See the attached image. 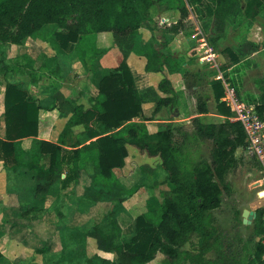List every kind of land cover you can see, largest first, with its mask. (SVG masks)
<instances>
[{"label": "trees", "instance_id": "obj_1", "mask_svg": "<svg viewBox=\"0 0 264 264\" xmlns=\"http://www.w3.org/2000/svg\"><path fill=\"white\" fill-rule=\"evenodd\" d=\"M153 6L160 7V11L172 9L177 16L176 23L169 28L164 26L163 31H177L188 16L189 6L209 30L207 43L214 48L224 37L227 22L240 13L244 18H253L264 7V0H0V44H21L29 36H41L46 27L53 25L56 28L50 42L60 51H73L86 69L105 51L96 47L95 36L99 32L110 33L123 56L118 66L98 78V93L94 97L70 104L71 115L55 141L37 138L39 105L19 83L6 79L4 70L8 66L0 58L5 81L0 161L9 172H23L34 179L36 195L50 193L53 187L65 188L84 171L90 180L82 193L91 200L88 204L111 202L102 223L76 228L71 233V238L82 246L87 264H147L157 253L163 256L161 263L168 264H264V247L258 240L234 237L240 250L236 255L229 241L233 238L213 223L212 210L220 206L223 195L231 190L226 175L242 160L236 156V150L245 144L239 122L228 119L205 122L194 117L193 131L186 134L169 123L150 132L143 120H134L142 119L141 103L146 95L153 94L155 111L175 98L164 72L170 56L153 42L136 45L141 22L150 18ZM255 48L254 43L244 40L234 49L225 46L221 52L227 53L232 63H238ZM131 52L145 59L146 71L163 73L157 84L163 96H156L153 88L143 91L135 88L125 61ZM256 81L260 94L249 102L241 100L237 87L228 82L239 99L254 104L262 116L264 77ZM194 85L197 83L187 87ZM211 88L218 113L230 116L229 107L221 100V80L214 79ZM196 110L207 112L205 94L196 93ZM207 140L211 141L208 158L192 147ZM128 146L157 157L169 187L161 192L159 204L149 205V211L135 218L133 235L122 240L118 214L124 209L125 186L114 169L124 166ZM56 194L57 198L59 191ZM80 198L82 195L77 197L79 204ZM43 208L39 200L23 202L20 216L34 217ZM263 209L255 210L252 232L255 235L262 231ZM193 235L195 242L191 239ZM89 241L95 249L112 253L113 257L90 252ZM186 243L189 248L184 247Z\"/></svg>", "mask_w": 264, "mask_h": 264}, {"label": "crops", "instance_id": "obj_2", "mask_svg": "<svg viewBox=\"0 0 264 264\" xmlns=\"http://www.w3.org/2000/svg\"><path fill=\"white\" fill-rule=\"evenodd\" d=\"M263 12L264 7L253 18H244L240 13L235 20L245 19L246 21H251ZM192 16L194 17V21H198L194 13ZM186 18L187 17H185V19ZM185 19L182 20V24L177 28V31H163L164 26L169 28L177 21V16L172 9L160 11L157 19L155 17H150L148 20L141 22L140 40L136 45L137 47H141L148 41L153 42L156 48L170 56L171 59L169 66L168 68L164 66V72L175 93L173 101L167 105L161 106L157 111L154 110L155 100H153V94L145 96L141 103L142 119L134 118V120H143L150 132L158 130L163 123H172L173 125V123L176 122H185L188 124L187 120H190L192 130H190L188 134H191L193 131L191 120L194 117L205 122L215 123L220 121H208L204 119H210V117H212L223 121V119L226 118L218 113L214 97L213 95L211 96L210 91L202 93L205 94L207 112L198 113L196 110V93L200 91L199 85L187 87V83L183 80V73L186 72V66L188 64L186 59L194 54L198 55L197 62L200 64V67H198L203 71L202 67H205V64L207 63L201 61L200 58L206 54L205 51L208 48H211L202 31L198 30V35H195V33L183 34V23ZM254 23L256 26V22ZM258 28L261 29V26L258 25ZM263 39L264 33H262V35L261 33H258L256 36H248L245 39L254 43L256 47L247 58H254L255 62H257L259 55L264 54V52H262V45H259L260 41ZM43 40L42 36H29L25 38L21 44H7L10 45L9 49L15 52L12 56L16 55L17 58L27 61L33 68V73L42 72L47 75L42 76L36 82L32 81L27 84L20 74L16 75L14 78L15 82L19 83L24 89H26L29 95L33 96L36 99V103L39 105L37 138L55 141L59 133L62 131L66 120L71 115L70 104L75 101L85 100L88 97H94L98 93V78L102 76V74L118 66L123 59V56L117 45L113 44L111 35L108 32H99L96 34V47L100 50L105 49V51L98 55L97 58L89 64L88 69L82 65L81 61L73 51L63 52L62 54L59 53L60 55H66L67 58L65 79H69L70 82L69 84H66L64 90L62 89V86L56 88L53 86L52 82L48 81L49 76H51L50 79H52L53 73L59 71V68L61 69L62 63L59 62L60 60H57L59 59L57 56L58 53H56V49L50 42V39H47V41ZM187 42H189L188 45L190 46L191 52L190 54L187 52L186 58L183 59L182 55L184 54L182 49H184V45ZM212 51L214 50L212 49ZM214 53L216 54V58L223 60V55L220 52L214 51ZM125 61L133 76L134 86L137 90L143 91L147 88H153L156 96L159 97L164 95L163 92L157 89L158 81L162 78L163 73L146 71L144 69L145 59L133 52L128 54ZM216 61H218V59ZM233 66L234 65L228 66V69H231ZM32 75L34 76V74ZM260 77H264V73L263 76ZM45 78H47V81H44ZM0 88L1 116L4 110V86ZM187 88H190L191 92L189 94L185 92V89ZM68 97H70V99ZM188 97L190 98L191 106H193V104L195 105V112L190 116H182L181 110L186 106ZM65 99L69 100L66 101ZM210 100L214 101L213 107L209 105ZM67 102L69 103L67 104ZM65 104H67L68 107H66ZM0 137H4L3 115L0 119ZM127 148L128 154L133 153V147L130 148V146H128ZM20 171H22V169ZM11 174H13L16 179V187L7 186L6 178L10 177ZM34 181L35 180L29 176H25L23 172L21 174H18L17 172H9L3 167V164L0 161V264L67 263L65 261V256H67V254L65 253L66 251L69 252L67 246L70 238L63 232V230H66L65 227L70 226L63 221L59 222V220L57 221L54 218L55 207L50 208V204H46L47 202H45V198L47 196L50 197V193H39L36 195L33 184ZM79 181H81V175H79L76 182L71 181L70 184L77 186ZM26 184H29L30 187H27ZM67 189L68 186L60 190L59 196L54 198V200L58 199L60 202L64 199L66 193L69 192ZM79 195L80 192L76 191L74 197H78ZM38 200L44 207L43 211L38 212L34 217L23 218L20 216L21 203H34ZM77 205L79 207V203ZM239 220L243 225H247L242 222V216ZM80 247L83 253V248L81 245ZM89 249L90 252L96 253L101 257L112 258L110 253L95 249L94 243L90 245ZM71 252L74 253V251ZM83 257L85 258L84 253Z\"/></svg>", "mask_w": 264, "mask_h": 264}, {"label": "rangeland", "instance_id": "obj_3", "mask_svg": "<svg viewBox=\"0 0 264 264\" xmlns=\"http://www.w3.org/2000/svg\"><path fill=\"white\" fill-rule=\"evenodd\" d=\"M243 1V0H242ZM189 15L184 21L183 34H197L198 30L204 33L205 38H208L209 30L204 27L199 21H194L193 11L188 6ZM160 12V7L153 6L150 8V17L158 18ZM256 22V26L254 25ZM258 25L261 26V29L258 28ZM55 26L51 25L46 27V30L41 33V36L45 41L51 39L53 32L55 31ZM197 32V33H196ZM258 33H264V12L259 15L257 18L246 21L245 19L239 20H230L227 22L226 32L222 39L219 42L214 44L212 49L216 52H220L223 55V60L216 58L217 66H211L205 64V67H202L200 70V64L197 62L198 55L194 54L186 59L188 62L186 66V72L183 73V80L187 84H192L193 82L199 85L200 93H211V83L215 76L220 72L222 76L228 80L230 83H234L237 87V92L239 97L244 102H249L252 99L260 94V88L257 85L256 79L260 76H263L264 73V54L259 55V59L255 62L254 58L242 59L238 63H232L230 57L227 53L221 52V50L227 46L231 49L236 48L242 41H244L248 36H256ZM40 37V36H38ZM43 40V41H44ZM53 42V39L51 40ZM53 44V43H52ZM189 42L185 43L184 49L182 52L184 55L183 59L186 58V53L190 54ZM259 45H262L264 52V39L260 41ZM7 43L0 44V58L7 64L8 68L5 71V77L9 82H15V76L20 74L25 80V83L36 82L42 76H47L45 73H33V68L27 61L24 59L17 58L16 55L12 56L15 52L9 49ZM56 49L57 59L62 63L61 69L53 73L52 79L49 76L48 81L52 82L53 86L58 88L62 86V89L65 90L66 84H69V79H65V73L67 68V58L66 55H60L63 51L58 50V48L53 44ZM195 52V51H194ZM60 53V54H59ZM196 53V52H195ZM261 54V53H260ZM220 60V61H219ZM234 65L231 69H228V66ZM1 66V65H0ZM199 66V67H198ZM27 72V73H26ZM201 72V74H200ZM203 72V73H202ZM34 74V76L32 75ZM204 75V76H203ZM38 76V77H37ZM47 81V78L44 79ZM64 81V84H63ZM2 79V71L0 70V87L4 86ZM64 86V88H63ZM1 90V88H0ZM27 91V90H26ZM60 91V90H58ZM28 92V91H27ZM62 92V91H61ZM185 92L189 94L190 88L185 89ZM152 95V93H150ZM70 99V97H68ZM69 99H65L66 101ZM188 102L186 106L182 108V116H190L195 112V105L191 106L190 98H187ZM213 100H210V106L213 107ZM69 102H67L68 104ZM65 104L66 107L68 105ZM190 105V107H189ZM212 110V109H211ZM3 114V113H2ZM2 114L0 119L2 118ZM204 120H216L221 121L218 118L204 119ZM188 124L185 122H176L173 123L174 127L179 129L178 132L189 133L192 130L190 120H187ZM172 124V123H170ZM192 144L191 141L187 142ZM132 146H130L131 148ZM192 147L199 149L203 157L208 158L209 150L211 147V141H203L200 144L194 143ZM133 153H130L125 158V163L122 168H115L114 173L120 182L125 186V194L123 199V210L118 214V220L122 228L121 239L125 240L133 235L134 220L138 215H141L149 211L148 207L159 204L162 201L163 190H166L169 187V183L166 180V172L160 167L159 159L157 157L148 156L147 154L138 151L136 148H132ZM237 157L241 156L242 160L238 163L237 167L228 171L226 179L228 180L231 190L228 193H225L222 197V201L219 207L212 210L214 216V225L219 230L226 231L233 239L229 240L232 247V252L238 254L239 244L236 242L235 238L237 235L242 239H250L256 241L259 235L253 234V220L250 224L243 225L240 222L241 211L242 209L256 210L259 207L264 205V199L257 197L256 190L252 186V182L255 179L254 171V160L250 155L236 154ZM90 165L88 170H90ZM81 181L77 183V186H74L68 183V193L66 197L60 202L58 199H55L57 194L56 192L64 189L61 187H53L50 190V197L45 198L46 204H50V208L55 207V219L59 222L63 221L68 224L71 230H63L64 233L69 236L68 240V251H66L65 256L66 264H87L79 243L71 238V233L74 229H84L85 227L91 226L93 224H100L103 222L102 216L106 214L111 208V202L107 200L97 201L92 204L88 199V196H84L83 188L89 183V176L85 174L84 171L80 172ZM28 180L27 178H25ZM7 186L16 187V179L13 174L10 177L6 178ZM34 187L36 181L33 182ZM27 187H30L29 184H26ZM80 192L83 198H80V204L78 207L77 197H74L75 192ZM89 206H88V205ZM1 206V202H0ZM57 211V212H56ZM59 211V212H58ZM77 212V213H76ZM59 213V214H58ZM79 213V214H78ZM192 241H196V236H192ZM90 245L93 243L89 241ZM185 248H189V244L184 245ZM71 251H74L71 252ZM113 257V254L110 253ZM211 255V254H210ZM162 255L157 253L155 258L147 264H168L167 262L161 263ZM63 260V259H62ZM69 261V262H68Z\"/></svg>", "mask_w": 264, "mask_h": 264}, {"label": "built area", "instance_id": "obj_4", "mask_svg": "<svg viewBox=\"0 0 264 264\" xmlns=\"http://www.w3.org/2000/svg\"><path fill=\"white\" fill-rule=\"evenodd\" d=\"M212 48V47H211ZM208 48L200 58L201 61L206 62L211 66H217L216 54ZM216 79H220L223 86V95L221 100L230 109V116L224 118L237 121L241 125L245 134V144L236 150L245 156L250 155L255 164V179L252 182L253 188L256 190L257 197L264 199V112L261 116L256 110L254 104H247L242 102L237 96L231 84L219 72ZM264 207V205L262 206ZM262 231L257 240L264 247V209L261 216ZM264 260V253L262 254Z\"/></svg>", "mask_w": 264, "mask_h": 264}, {"label": "water", "instance_id": "obj_5", "mask_svg": "<svg viewBox=\"0 0 264 264\" xmlns=\"http://www.w3.org/2000/svg\"><path fill=\"white\" fill-rule=\"evenodd\" d=\"M241 216H242V222L244 224H250L252 220L256 217V212L255 210L244 208L241 212Z\"/></svg>", "mask_w": 264, "mask_h": 264}]
</instances>
